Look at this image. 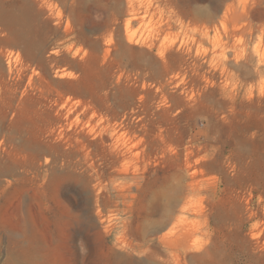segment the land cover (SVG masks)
Masks as SVG:
<instances>
[{"label": "rangeland", "instance_id": "1", "mask_svg": "<svg viewBox=\"0 0 264 264\" xmlns=\"http://www.w3.org/2000/svg\"><path fill=\"white\" fill-rule=\"evenodd\" d=\"M0 5V264H264V0Z\"/></svg>", "mask_w": 264, "mask_h": 264}, {"label": "bare ground", "instance_id": "2", "mask_svg": "<svg viewBox=\"0 0 264 264\" xmlns=\"http://www.w3.org/2000/svg\"><path fill=\"white\" fill-rule=\"evenodd\" d=\"M14 21H16L15 15L13 13L9 12V11H6L0 5V24H2L4 29H7L10 32L9 34H10V37H11V40H12L13 44H18L19 45V44H21L23 42L22 35L17 33V32H15L16 30L13 31V29L11 27V23L14 22ZM128 40L130 41L131 38H128ZM0 66H1L0 67L1 68V70H0V78L2 79V78H4V75H5V68H4L2 63L0 64ZM6 69H7L8 72H10L11 67L9 65V62H7V68ZM1 79H0V82H3L4 80H1ZM84 168H85V166H84ZM10 171H11V168H9V167L1 168V166H0V178L2 176H4V175L8 174ZM88 173H89L88 172V168H86V169L83 170L82 173L80 172V174L78 173L77 175L71 174L70 176L74 180L80 182L83 185V188H84L86 186L85 184H87V182H88V176H89ZM0 191H1V183H0Z\"/></svg>", "mask_w": 264, "mask_h": 264}]
</instances>
